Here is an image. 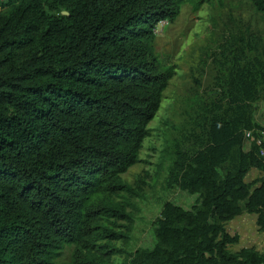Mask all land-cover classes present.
I'll return each instance as SVG.
<instances>
[{
	"label": "trees",
	"instance_id": "obj_1",
	"mask_svg": "<svg viewBox=\"0 0 264 264\" xmlns=\"http://www.w3.org/2000/svg\"><path fill=\"white\" fill-rule=\"evenodd\" d=\"M247 1L264 18V0ZM181 5L0 0V264H51L67 245L72 264H111L112 242L126 236L109 219L128 217L114 198L132 193L121 176L139 162L173 75L154 54V29ZM228 78L201 125L202 149L191 158L177 150L168 175L167 186L198 195V206L166 204L153 248L127 264H264L253 248L230 252L238 238L222 227L245 211L264 229V185L245 181L264 169L256 148L241 150L243 132L258 127L264 63ZM234 148L238 165L225 172ZM103 248L107 258L94 254Z\"/></svg>",
	"mask_w": 264,
	"mask_h": 264
},
{
	"label": "rangeland",
	"instance_id": "obj_2",
	"mask_svg": "<svg viewBox=\"0 0 264 264\" xmlns=\"http://www.w3.org/2000/svg\"><path fill=\"white\" fill-rule=\"evenodd\" d=\"M152 46L161 68L173 75L148 125L139 162L121 176L132 193L122 192L114 198L128 217L109 219L113 232L126 236L112 242L118 253L110 256L111 264H127L138 250L153 248L154 221L166 204L185 211L198 206V195L167 186L169 171L177 150L191 158L202 149L206 130H201V125L209 118L208 110L221 99L230 72L253 67L257 60L264 63V18L247 0H182L175 21H162L155 27ZM255 46L257 50L250 52ZM252 118L256 126H264L263 93L253 104ZM241 150H247L243 142ZM237 152L234 148L225 172L236 169ZM257 176V170H252L245 181L264 185V178ZM222 227L230 237L238 238L227 245L230 252L253 248L264 254V229L258 225L257 214L243 211ZM74 250L73 245L65 246L51 264H72ZM108 251L103 248L94 254L107 258Z\"/></svg>",
	"mask_w": 264,
	"mask_h": 264
},
{
	"label": "built area",
	"instance_id": "obj_3",
	"mask_svg": "<svg viewBox=\"0 0 264 264\" xmlns=\"http://www.w3.org/2000/svg\"><path fill=\"white\" fill-rule=\"evenodd\" d=\"M243 143L247 147L246 152H251L253 148L257 149V156L264 169V126L245 130L243 132ZM257 175V178H262L264 171H257Z\"/></svg>",
	"mask_w": 264,
	"mask_h": 264
},
{
	"label": "water",
	"instance_id": "obj_4",
	"mask_svg": "<svg viewBox=\"0 0 264 264\" xmlns=\"http://www.w3.org/2000/svg\"><path fill=\"white\" fill-rule=\"evenodd\" d=\"M63 14H65V12Z\"/></svg>",
	"mask_w": 264,
	"mask_h": 264
}]
</instances>
